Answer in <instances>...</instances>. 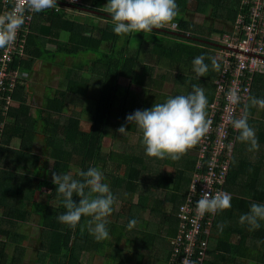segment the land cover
I'll list each match as a JSON object with an SVG mask.
<instances>
[{
  "label": "trees",
  "instance_id": "1",
  "mask_svg": "<svg viewBox=\"0 0 264 264\" xmlns=\"http://www.w3.org/2000/svg\"><path fill=\"white\" fill-rule=\"evenodd\" d=\"M87 1L90 4L83 8L89 22L78 19L69 10L58 13L46 10L33 15L26 45L28 57L21 68L28 79L19 84L23 102L11 116L1 149L5 165L0 169V264H23L20 256L13 257L11 251L16 242L20 243V224H28L33 216L39 219L38 234L43 248L38 247L39 257L34 264H92L97 258L102 264H160L162 260L167 264L173 253L171 242L179 232L180 221L176 212L188 196V190H180L184 176H190V185L195 173L206 174L207 171V167L200 172L196 169L197 158L192 151L198 150V145L175 161L146 154L142 157L137 153L140 149L145 152L142 133L134 123L126 122V117L135 112V107L130 98L132 93L119 97L120 80L159 89L167 76L154 78L155 65L148 67L144 64L147 56L156 63L167 61L176 69L188 66L195 57L204 55L209 71L202 81L196 80L195 84L204 88L209 108L216 99V81L221 72V66L215 70L210 59L214 58L213 51L218 44L198 38L195 25L188 24L186 17L199 7L210 8L212 18H218L219 23L231 30L238 14L243 11L242 0H176L179 8V15L173 22L177 24L176 33L165 26L153 29L151 33L126 35L114 33L111 16L104 11L107 0ZM3 12L0 1V13ZM102 18L107 22H101ZM225 28L217 30L210 26L209 33L204 35L209 40L215 35L222 36L227 31ZM63 32L69 33L67 41L60 39ZM52 39L57 40V45L52 51L51 66L63 64L59 68L63 71L65 62H72L69 64L74 71L64 75L69 82L68 88L54 96L50 91L43 94L42 103L32 96L29 104L26 84L37 62L48 69L51 67L44 58L45 54L51 53L45 46ZM134 39L140 45L132 54ZM202 43L210 46L211 52ZM57 54H63L66 61L58 62ZM81 54L94 65L88 75L99 78L95 98H92L93 110L82 106L88 98L87 92L79 93L78 90L77 80L82 77L80 72L88 70V67L85 69V66L74 62ZM97 54L100 59H96ZM140 65H144V69L139 78L136 72ZM173 81L183 88L185 95L192 91V84L187 87L185 76ZM250 97L264 99V74L255 77ZM156 99V96L155 100L149 96L144 103L145 109H150ZM83 121L87 122L89 130H83ZM248 124L255 130L259 147L250 151L249 143L237 139L239 133L233 138V167L225 180L231 207L217 212L210 255L204 264H264V221H259L260 227L251 231L247 223H240V216L250 211L252 203L264 204V109L249 108ZM121 126H125L127 131L119 135L117 129ZM107 138L112 142L109 151L104 152L102 145ZM17 142L21 145L15 149ZM35 142L41 146V153L47 159L35 150ZM150 159L168 163L172 171L152 176ZM49 160L53 162V168L48 171L44 161ZM89 167L102 171L103 182L109 185L117 200L113 212L107 217L109 238L102 241H97L88 232L86 224L90 217H82L75 228L57 219L66 209L63 197L58 196L57 186L52 182V173L71 174L74 179H81L78 173ZM171 187L173 192L166 193ZM45 189L49 192L44 193ZM40 198L46 201L45 206H41ZM73 200L78 203L79 197L74 195ZM32 206L44 208L45 212L41 214L30 209ZM132 219L137 224L129 230L127 225ZM219 226H223L222 231ZM135 239H138V245L132 251L127 245ZM166 245H169L167 254ZM160 248L165 255L151 257ZM148 249L151 256L149 251V254L145 253ZM101 251H106V256L101 257Z\"/></svg>",
  "mask_w": 264,
  "mask_h": 264
},
{
  "label": "clouds",
  "instance_id": "2",
  "mask_svg": "<svg viewBox=\"0 0 264 264\" xmlns=\"http://www.w3.org/2000/svg\"><path fill=\"white\" fill-rule=\"evenodd\" d=\"M56 6L57 0H23V3L17 0L11 10L0 13V49L15 43L18 31L28 19V13H38ZM84 6L86 4L76 8L80 10L84 9ZM64 10L66 9L52 11L58 13ZM104 11L110 14L116 35L133 32L151 33L153 29L165 26L175 29L177 25L173 22L179 15L176 0H107ZM210 59L212 67L219 70L217 60ZM204 61V55L197 56L192 61L193 71L197 77H203L209 71V66ZM227 99L231 105H237L241 103L242 97L238 89L232 88L227 93ZM251 107L264 109V99L250 97L249 103L245 105L244 114L239 118L230 114L228 119L239 133L237 139L250 144V151L259 147L255 130L248 124V109ZM207 108L208 100L204 88L194 84L192 91L187 95L170 96L163 103H155L150 109L136 110L126 117V122L134 123L142 133V144L147 156L170 158L175 161L198 145L209 132L212 122L208 119ZM117 131L124 134L127 130L125 126H121ZM193 155L197 158L195 162L197 169L200 162L198 150L193 151ZM231 159L227 177L233 167L234 154ZM78 175L81 179H74L71 174L52 173V182L57 186L58 196L63 197L62 203L66 209L57 219L75 228L82 217H90L86 224L88 232L94 235L97 241L108 239L107 217L113 212V205L117 203L116 197L109 185L103 182L104 174L100 169L89 167L86 171H80ZM74 195L79 197L78 203L74 202ZM230 207L231 196L223 191L213 194L208 189L202 192L196 201V212L200 217ZM259 221H264V204L252 203L250 211L240 216V223H247L250 231L260 227ZM136 224L137 221L132 219L127 228L131 230ZM219 227L222 231L223 226Z\"/></svg>",
  "mask_w": 264,
  "mask_h": 264
},
{
  "label": "built area",
  "instance_id": "3",
  "mask_svg": "<svg viewBox=\"0 0 264 264\" xmlns=\"http://www.w3.org/2000/svg\"><path fill=\"white\" fill-rule=\"evenodd\" d=\"M0 1L4 12L17 3V0ZM83 5V0H57V6L53 9L57 11ZM241 9L243 11L238 14L231 30L225 31L215 41L218 45L213 51L214 58L221 66V72L216 81V99L207 112L212 123L209 132L198 144L200 162L197 171L205 167L207 171L206 174H194L188 196L176 212L180 221L179 232L171 242L173 253L167 264H204L208 260L217 213L198 216L196 201L208 189L213 194L226 192L225 180L235 145L233 138L238 133L228 122L229 115L239 118L244 114L254 79L258 74H264V0H242ZM34 14L37 13H28V19L18 31L15 43L0 49V169L4 167V164L1 165L4 161L1 149L8 123L23 102L19 84L28 79L21 68L28 57L26 45ZM232 88L238 89L242 97L237 105H231L227 99V93ZM231 134L233 137H229Z\"/></svg>",
  "mask_w": 264,
  "mask_h": 264
},
{
  "label": "rangeland",
  "instance_id": "4",
  "mask_svg": "<svg viewBox=\"0 0 264 264\" xmlns=\"http://www.w3.org/2000/svg\"><path fill=\"white\" fill-rule=\"evenodd\" d=\"M204 1V0H203ZM84 4L89 5L90 2L88 3L87 0H83ZM69 11L71 12V14H74L75 16H77L78 19H86L89 22V18L88 17H82L80 12H78V10L74 11V9L69 8ZM218 18H212V12L210 10V8L206 9L205 7H199L198 10H194V11H190L187 14L186 17V21L187 23H192L195 25L196 27V32L198 35V38L206 40V41H211V42H215L216 40L218 41L219 38H221V35L219 36H213L212 38H210V40L208 39V37L205 34L209 33V28L210 26H213L214 29L217 30H222L224 27V25L222 23H219ZM101 22H107L106 19L102 18L100 19ZM87 23V22H85ZM169 28V30H171V32H175L177 31V27L175 29H173L170 26H167ZM227 31H229V28H225ZM176 33V32H175ZM186 34L188 35H193L191 33L186 32ZM61 41H67L69 39V33H63V35L60 37ZM47 46L46 49L49 50L51 53L45 54V58H44V62L49 63V66L53 65V53L52 51H55L56 49V45H57V40H53L52 41H48V44H46ZM139 41L134 39V42H132L131 45V53L133 54L134 51L138 50L139 48ZM202 45H204L203 47L207 48L210 52H211V48L210 46H207L206 44L202 43ZM57 61H61V62H65L67 58L63 57V54H57ZM91 59H93V57H90ZM100 59V55L97 54L96 55V59ZM142 59H144V56H142ZM75 64L85 66L88 67L87 71H79L82 75V77L78 78V90L79 93L80 92H87V99L83 101V107L85 109H89V110H93L94 108L92 107V98H95L96 95V90L98 87V79L99 78H95V77H90L88 74L90 71H92V69H90V67H94V65L87 61L86 59V55H79L78 57H76L74 59ZM80 61V62H79ZM144 64L147 65L148 67H153L152 65H155V67H153L154 71H155V77H160L161 75H166L167 76V80L163 83L162 87L159 89L153 88V87H144V85H139L133 83V81H127V80H120V85H121V89H120V93H119V97L124 98L126 93H132V96H130V98L132 99V102H134V107H135V111L136 110H145V106L144 103L145 101L148 99L149 96H152V100H155V96L157 97V101L156 103H163L164 101H166V99L168 97H174L176 95H181L182 94V87H179L178 84H176L173 79H177V77L179 76H185V81L187 84V87L190 86L191 84L194 85L196 83V80L202 81V77H197L196 74L193 71V65L190 64L188 66L186 65H182L179 66L176 69H173L172 67H170L169 63L167 61H163L161 60L160 62L156 63L154 62V60L152 59V57L147 56L146 60H144ZM79 62V63H78ZM68 61L65 62V69L62 71L59 68L62 67V65L57 66V67H50L48 69V67H43L41 62H37L34 66V71L32 77L30 78V80H28L26 86H27V91L30 89V94L28 95V101L29 104L32 101V96L34 97V100L37 102L41 101V98L43 94H46L47 92H51V96H54L55 94H57L58 92H64L67 90L68 88V79H66V77L64 76L66 73L70 72V71H74L73 68L71 67V65L69 63H72L71 61L68 63ZM89 65V66H88ZM97 69V71L99 70V67L96 66L95 70ZM144 69V65H140L138 68V71L136 72V75L140 78L143 74L141 73L142 70ZM63 74V75H62ZM185 84V85H186ZM147 88V89H146ZM28 94V93H27ZM184 94V90H183V94ZM43 101H41L40 103H42ZM81 106L80 109L81 110ZM83 130L87 131L89 130V125L87 124V122L83 121V126H82ZM122 135V134H119ZM135 136H133L134 138ZM133 140V139H132ZM111 139L107 138L104 140L102 148L104 152L109 151L110 146H111ZM119 143V141H118ZM133 143V142H132ZM20 142H17V144L15 145V148H19L20 147ZM127 146V144H126ZM35 150L40 153V155L42 156L43 159H47L46 156H43L41 153V146L35 142ZM132 147V145H130V148ZM191 150V149H190ZM192 151V150H191ZM193 152V151H192ZM137 153L139 155H141L142 157L144 156L145 152L144 150H138ZM193 155V153H192ZM146 162H148V159L146 160ZM44 163H47V170H52L53 168V162H51L50 160L47 162L44 161ZM5 165L4 161L1 162V165ZM150 164H151V168H149L151 170L152 176L156 177L157 174L161 173V174H168L170 173L172 170H170V168H168V163H163L161 161H151L150 159ZM148 165V164H146ZM122 176V174H121ZM189 175H185L184 179H183V183L180 186V190L181 191H187L188 190V186H189ZM44 193H47V191L43 190ZM173 192L172 187L171 190L169 192L166 193H170ZM39 195V194H38ZM41 204V206H45L46 201H42V198H40V200H38ZM35 211H40V213H44L45 209L44 208H39L34 206L33 208ZM123 222H121L122 224ZM35 226H37V223H33V226L30 227V230L28 231V233H30V239L33 238L34 235V228H36ZM153 231V229L151 230ZM20 233V237H22L21 232ZM18 238V239H19ZM35 240V239H34ZM138 240V239H137ZM135 239L134 242H131L130 244L127 245L128 248H130L132 251L133 249L137 248L136 246L138 245V242ZM83 246V245H81ZM42 246L39 245V248ZM35 248V245L33 244V240L32 242L29 243L28 249H29V253L33 254L32 256L35 255V250H33ZM126 248V247H125ZM169 249V245H166V254L168 252ZM151 256V251L148 249L145 251L146 254H149ZM38 252V249H37ZM87 252V251H85ZM106 251H101L100 255L101 257L106 256L105 255ZM165 255V252L163 250V248H160L158 252L154 253L151 257L155 258V257H161ZM39 257V255H38ZM92 257V256H91ZM151 260H153L151 258ZM39 262V259H38ZM38 264V263H37ZM92 264H102V261L100 258H97L94 262H92ZM160 264H165L164 260H162L160 262Z\"/></svg>",
  "mask_w": 264,
  "mask_h": 264
},
{
  "label": "crops",
  "instance_id": "5",
  "mask_svg": "<svg viewBox=\"0 0 264 264\" xmlns=\"http://www.w3.org/2000/svg\"><path fill=\"white\" fill-rule=\"evenodd\" d=\"M69 8H72V7H67V8H64V9L69 10ZM73 8H74V10L77 9L75 7H73ZM77 10H78V12H80L82 17H86V15H88L87 12L84 9H80V10L77 9ZM63 33H62V35H63ZM33 72H35V71L33 70ZM27 92L30 94V89ZM40 98H41V101H42V97H40ZM15 145H14V148H15ZM15 149H17V148H15ZM45 191H47V190L45 189ZM48 192L49 191H47V193ZM33 208H34V206L30 207V209H33ZM33 223L34 224L37 223V226H35L36 228L33 229L35 236L30 239V233H28V231L30 230V227L33 226ZM19 227H20L19 228V232H21L22 237H20L18 239V241H20V243L16 242V244L12 247L11 255L13 257L15 255H19L20 258H21V261L23 260V264H34L36 259H37V257H38L37 249H39L38 247L40 245L39 234H38L39 219L37 217L33 216L28 224H20ZM32 240H33V244L35 245V248L33 249V250H35V255L34 256H32L33 254L29 253V249H28L29 243L32 242ZM19 245H21V248H19Z\"/></svg>",
  "mask_w": 264,
  "mask_h": 264
}]
</instances>
